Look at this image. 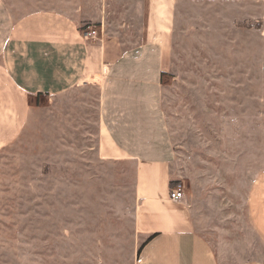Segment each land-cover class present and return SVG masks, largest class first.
<instances>
[{
	"label": "rangeland",
	"instance_id": "rangeland-1",
	"mask_svg": "<svg viewBox=\"0 0 264 264\" xmlns=\"http://www.w3.org/2000/svg\"><path fill=\"white\" fill-rule=\"evenodd\" d=\"M8 1L131 45L152 7V38L168 26L172 186L185 187L196 228L223 261L264 259L248 209L264 172V0ZM98 96L92 82L31 98L26 124L0 146V264H137V163L104 150Z\"/></svg>",
	"mask_w": 264,
	"mask_h": 264
},
{
	"label": "crops",
	"instance_id": "crops-1",
	"mask_svg": "<svg viewBox=\"0 0 264 264\" xmlns=\"http://www.w3.org/2000/svg\"><path fill=\"white\" fill-rule=\"evenodd\" d=\"M18 8L0 0V146L26 124L31 98L98 84L102 146L137 163L138 230L143 243L155 234L137 264H227L196 228L185 198H169L176 150L162 101L168 26L152 38L149 6L141 42L131 45L113 35L100 42L85 39L80 20L67 13ZM248 209L264 242V172L252 185ZM239 264H264V259Z\"/></svg>",
	"mask_w": 264,
	"mask_h": 264
},
{
	"label": "built area",
	"instance_id": "built-area-1",
	"mask_svg": "<svg viewBox=\"0 0 264 264\" xmlns=\"http://www.w3.org/2000/svg\"><path fill=\"white\" fill-rule=\"evenodd\" d=\"M84 38L87 40H96L97 39V31L93 26H88L83 30ZM185 187L182 184L175 185L170 191V200L173 202H179L185 198Z\"/></svg>",
	"mask_w": 264,
	"mask_h": 264
},
{
	"label": "trees",
	"instance_id": "trees-1",
	"mask_svg": "<svg viewBox=\"0 0 264 264\" xmlns=\"http://www.w3.org/2000/svg\"><path fill=\"white\" fill-rule=\"evenodd\" d=\"M155 236V234L154 235H152V236H150L143 244H141V246H140V248H139V250H138V255L140 254V252H141V250H142V248H143V246L147 243V242H149L150 240H151V238H153Z\"/></svg>",
	"mask_w": 264,
	"mask_h": 264
}]
</instances>
